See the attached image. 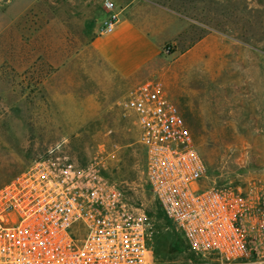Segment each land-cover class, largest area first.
Returning a JSON list of instances; mask_svg holds the SVG:
<instances>
[{"label": "rangeland", "instance_id": "rangeland-1", "mask_svg": "<svg viewBox=\"0 0 264 264\" xmlns=\"http://www.w3.org/2000/svg\"><path fill=\"white\" fill-rule=\"evenodd\" d=\"M26 1L17 2L16 14ZM105 1L34 0L0 34V187L36 161L60 157L85 166L100 143L116 142L105 175L145 210L152 243L168 238L161 264H209L160 214L146 184L144 150L117 103L138 84L161 81L210 181L243 191L264 183V0H133L146 9L141 17L165 11L179 31L137 81L89 47L111 14ZM108 1L121 8L132 0Z\"/></svg>", "mask_w": 264, "mask_h": 264}, {"label": "built area", "instance_id": "built-area-1", "mask_svg": "<svg viewBox=\"0 0 264 264\" xmlns=\"http://www.w3.org/2000/svg\"><path fill=\"white\" fill-rule=\"evenodd\" d=\"M103 9L100 36L119 17L114 3ZM117 107L144 150L147 186L190 252L209 264H264V183L243 191L210 181L161 81L138 84ZM119 149L100 143L80 167L39 160L0 187V264H157L145 210L105 175Z\"/></svg>", "mask_w": 264, "mask_h": 264}, {"label": "crops", "instance_id": "crops-1", "mask_svg": "<svg viewBox=\"0 0 264 264\" xmlns=\"http://www.w3.org/2000/svg\"><path fill=\"white\" fill-rule=\"evenodd\" d=\"M17 2L20 0H0V34L9 28L34 0L21 4L23 7L16 14L14 10ZM116 8L118 15L124 14L123 20L118 17L114 30L93 39L89 47L118 75L137 81L139 73L158 57L161 46L172 42L179 31L175 18L170 20L165 11L161 12L163 14L158 19L151 16L152 10L149 11V17H141L146 9L133 0L121 8L115 5V10Z\"/></svg>", "mask_w": 264, "mask_h": 264}, {"label": "trees", "instance_id": "trees-1", "mask_svg": "<svg viewBox=\"0 0 264 264\" xmlns=\"http://www.w3.org/2000/svg\"><path fill=\"white\" fill-rule=\"evenodd\" d=\"M161 213L163 214V212L160 209V214ZM167 222H168V224L172 225L169 220H167ZM179 244L174 241L172 245L175 249H177ZM168 245H169L168 238H166L165 236H162V235L157 237L156 240L153 242L154 258H155V261L157 264H161L162 263L161 261H163V258L168 257V255H167L168 254L167 253L168 252V247H167Z\"/></svg>", "mask_w": 264, "mask_h": 264}]
</instances>
